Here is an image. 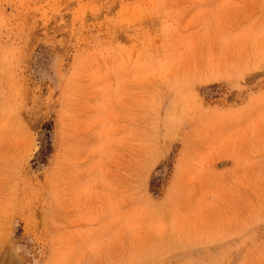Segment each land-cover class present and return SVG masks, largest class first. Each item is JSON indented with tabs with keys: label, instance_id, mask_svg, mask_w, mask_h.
<instances>
[{
	"label": "rangeland",
	"instance_id": "rangeland-1",
	"mask_svg": "<svg viewBox=\"0 0 264 264\" xmlns=\"http://www.w3.org/2000/svg\"><path fill=\"white\" fill-rule=\"evenodd\" d=\"M264 264V0H0V264Z\"/></svg>",
	"mask_w": 264,
	"mask_h": 264
},
{
	"label": "bare ground",
	"instance_id": "bare-ground-1",
	"mask_svg": "<svg viewBox=\"0 0 264 264\" xmlns=\"http://www.w3.org/2000/svg\"><path fill=\"white\" fill-rule=\"evenodd\" d=\"M10 264V263H9Z\"/></svg>",
	"mask_w": 264,
	"mask_h": 264
}]
</instances>
